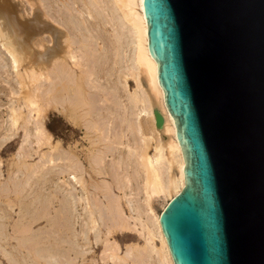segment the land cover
<instances>
[{
    "label": "bare ground",
    "instance_id": "obj_1",
    "mask_svg": "<svg viewBox=\"0 0 264 264\" xmlns=\"http://www.w3.org/2000/svg\"><path fill=\"white\" fill-rule=\"evenodd\" d=\"M15 1L0 0V152L22 133L4 179L0 160V264H173L153 204L182 190L185 160L142 0H26L29 18ZM50 110L73 145L47 130ZM133 232L144 246L116 241Z\"/></svg>",
    "mask_w": 264,
    "mask_h": 264
},
{
    "label": "water",
    "instance_id": "obj_2",
    "mask_svg": "<svg viewBox=\"0 0 264 264\" xmlns=\"http://www.w3.org/2000/svg\"><path fill=\"white\" fill-rule=\"evenodd\" d=\"M142 8L185 160L159 215L173 264H264V0Z\"/></svg>",
    "mask_w": 264,
    "mask_h": 264
},
{
    "label": "rangeland",
    "instance_id": "obj_3",
    "mask_svg": "<svg viewBox=\"0 0 264 264\" xmlns=\"http://www.w3.org/2000/svg\"><path fill=\"white\" fill-rule=\"evenodd\" d=\"M15 2L20 5V7H19L20 9L18 8L20 10V14L22 13L21 12V10H22V11H25V16L27 18L31 17V14L29 13V11H30L29 9L30 8L28 7V4H27L26 0H17ZM27 12L30 15L27 14ZM106 31L107 32L111 31L109 26L106 27ZM99 45H101L100 41H98V46ZM128 87H129V89L131 91L135 87L134 82L132 80H130V79L128 81ZM4 98L5 97L2 96V98H1L2 102L6 101V98L5 99ZM5 118H7V113L6 112H4V114L2 115L1 120L5 119ZM45 124H46L47 130H49V132H51L53 137L56 140L62 141V143L65 146H70L71 144L73 145L74 144L73 140H76L80 136L78 134V136L76 138L75 137L71 138L72 130H71V126L68 124V121L61 114L57 113L54 110H50L47 113ZM21 134L22 133L19 134L20 137H16V138L12 139L11 142L6 147H4L1 150V152H0V160L2 161V163L4 165V167H2V170H3L2 178L3 179L6 176L7 168H9L10 163H12V161L14 160V155L16 153V150H18V146L20 144ZM43 148L45 150V147H42V150H43ZM27 161H28V163H32V164L38 162V155H35L32 158H28ZM56 182H58L59 184L62 185L63 184V178H60V179L56 180ZM54 188H55V181L53 180L52 182H48L46 187H45V189H44L45 194L48 193V194L54 195V193H53ZM59 196H60V194H57V196L55 195V197H53V198L57 199ZM166 199L167 198H165L163 194H161L160 196H158L155 199L154 204H153V209H154L155 213H157V214L161 213V211H162V207L161 206L162 205H160V204H163ZM56 205H57V202H54L53 206L55 207ZM77 210L79 212H81V206L80 207L77 206ZM42 225H43V223H37L34 227L38 228L39 226L41 227ZM92 235L93 234L89 233V237H90L91 241H93L92 240L93 239ZM141 237L136 232L130 233V235H125V236H121V235H118V236L116 235L115 236L116 241L121 243V245L123 247L125 245H138L140 247L144 246L145 245V240H144L143 237L142 238ZM156 238H154V244L156 246H160L159 239H156ZM99 252H100V249L97 248L96 249V254H99Z\"/></svg>",
    "mask_w": 264,
    "mask_h": 264
}]
</instances>
